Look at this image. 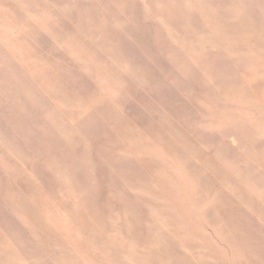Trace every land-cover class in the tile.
Segmentation results:
<instances>
[{
  "label": "rangeland",
  "instance_id": "1",
  "mask_svg": "<svg viewBox=\"0 0 264 264\" xmlns=\"http://www.w3.org/2000/svg\"><path fill=\"white\" fill-rule=\"evenodd\" d=\"M0 264H264V0H0Z\"/></svg>",
  "mask_w": 264,
  "mask_h": 264
}]
</instances>
